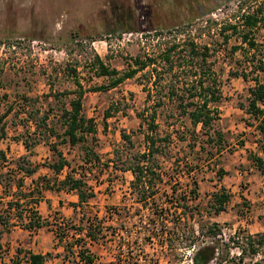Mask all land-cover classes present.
Returning a JSON list of instances; mask_svg holds the SVG:
<instances>
[{
  "label": "rangeland",
  "instance_id": "1",
  "mask_svg": "<svg viewBox=\"0 0 264 264\" xmlns=\"http://www.w3.org/2000/svg\"><path fill=\"white\" fill-rule=\"evenodd\" d=\"M239 1L0 0V115L6 113L5 136L0 139L6 158L0 160V178L10 173V187L0 195V213L12 197L35 188L31 180L47 176L51 185L52 176L44 166L57 159L49 148L53 146L69 164L61 175L69 169L75 177L82 175L93 197L75 214L52 211L43 220L51 229H66L67 236H77L76 230L82 233L92 222L96 241L85 242L92 264H190L192 250L201 242L219 251L211 264H264V246L252 256H239V250L227 242L237 236L243 244L248 236L264 234V175L252 160L260 157L264 161L259 150L262 140L257 120L245 111L253 82L229 74L244 61L239 50L232 56L228 53L238 40L231 38L224 51L217 46L223 45L217 35L220 26L239 24V15L246 11L245 5L238 12ZM261 1L249 0V11ZM188 36L220 50L210 58L220 81V99L215 104L218 120L212 126L222 135L216 142L219 147L207 142L206 130L199 126L192 135L188 119L175 103L164 101L155 107L153 98L145 100L150 84L144 72L107 91H92L108 82L107 77L96 75L94 57L122 73L136 56L156 55L171 43L185 45ZM252 37L264 47V28L257 25ZM260 53L259 49L253 57L254 52H249L250 65L258 58L264 61ZM181 73L176 75L178 80L185 75ZM174 74L163 81L174 80ZM75 80L84 90L81 112L93 122L95 134L94 139L87 135L84 143L71 147L61 143L60 116L68 109ZM152 110V135H167L168 140L158 142L164 153L155 157L161 182L152 201L144 206L130 193L132 175L125 169L146 149L144 137L149 133ZM121 134L128 139L122 140ZM22 141L30 146V154ZM85 151L93 152L94 164L83 163ZM21 157L36 172L16 190L15 183L21 178L13 172ZM219 189L229 201L224 211L214 214L212 194ZM209 228L218 234L208 235ZM226 242L227 253L222 252ZM55 245L67 247L63 263L73 264L74 242L64 239Z\"/></svg>",
  "mask_w": 264,
  "mask_h": 264
},
{
  "label": "trees",
  "instance_id": "2",
  "mask_svg": "<svg viewBox=\"0 0 264 264\" xmlns=\"http://www.w3.org/2000/svg\"><path fill=\"white\" fill-rule=\"evenodd\" d=\"M245 5L246 11L242 12L238 17L239 24L225 22V24L220 26L217 35L223 45L217 46H223L222 50L224 51L231 38L234 37L238 40L237 45L230 46L228 53L232 56L239 50L241 56L244 57V61L237 64L239 70L236 69V71L229 74L233 77H239L243 81L250 80L253 82V86L248 88V104L245 111L258 122L256 127L261 134L262 140L259 150L264 157V110L262 109V107H264V61L258 58L256 63L250 65L248 57L250 51L254 52V54H252L254 57L255 52L259 51V49L262 50L260 56L264 55V47L256 43L254 37H252L253 28L257 25L264 28V2L261 1L257 3V5H254L249 11V0H241L237 8L238 12L241 11ZM235 16L237 15H234L232 18H237ZM204 28L206 31L210 29L209 26ZM205 30L202 31V33H198L196 37L200 38ZM183 42L185 45L171 43L156 55L144 53L142 57L136 56L132 59V65H127V69L122 73L114 69H108L97 57H94L93 66L96 70V75L107 77L108 82L106 86L93 88L92 91H107L116 87L124 80L132 78L137 73L144 72L143 75L146 76V83L150 84L149 88H145V100L153 98V106L155 107L161 106L164 101L172 104L175 103L179 112L188 119L192 128L190 133L194 135L196 126H199V129L203 132L206 130L207 142L211 144V146H214L216 142L222 140L221 133L212 129V126L218 120L215 104L220 99V81L212 69L213 61H211L210 58L215 56L220 50L217 51V48H214L212 45H207V43H196L193 37L190 36ZM181 72H184L185 75L183 74L181 79L178 80L176 75L182 74ZM71 73L74 74V70H71ZM171 73H176L174 74V80L164 82L163 78ZM249 74L253 75L250 79ZM163 82L164 85H162ZM73 86L74 90L71 93L73 97L67 102L68 109H64L60 116L63 126L61 143H66L71 147L84 143L87 135H90L91 139H94L93 136L95 134L93 122L91 119L85 118L81 112V101L84 90L76 80L73 81ZM151 93H153V96ZM154 112L155 111L152 110L148 116L147 130L149 133L144 137L146 143L145 151L136 157L133 165L125 169V171H129L132 175L130 193L134 196L136 203L144 206L152 201L151 198L157 193L158 183L161 182L160 174L156 171L157 165L155 157L157 155L163 156L164 153H162L158 142H166L168 140L167 135L162 138L158 137L157 134L152 135V132L155 130V125H153ZM5 116L6 113L0 115V139H3L5 136L3 129V119ZM107 117L108 114L105 113L104 120ZM45 119L46 118L43 117L40 120L41 124H44ZM38 126L39 124H35L36 128H38ZM211 129L213 130L212 133H208ZM49 132L51 133V130H49ZM121 139L127 140L128 138L124 134H121ZM21 145L24 150L27 151V154H30V146L27 145L25 141H22ZM216 146L219 147L221 145L217 144ZM49 148L56 154L57 158L56 161L47 163L44 166L53 176L51 178V185L50 182L46 180V177H39L38 181L34 182L35 188L33 190L22 193L17 197H12L10 201H7L5 203L6 210L4 209L2 213H0V233L6 230L7 218L12 215L9 214L10 212H8V210L15 211L12 215L15 218V223L25 230L32 231L38 228L48 227L46 221L40 219L39 215L32 210V204L36 203V198H33V196H39V191H37L38 187L42 190L54 192H58L59 190L74 192L77 196V202L73 205L74 207L86 205L87 201L93 197L83 180V176L77 175V177H75L72 169H69L61 179L57 178L64 168L69 167V164L53 146ZM4 159V153L0 150V160L3 161ZM18 160L20 163L13 173H19L21 179H17L18 181L15 183L16 190L23 187L24 178L30 177L35 172V168L29 166L28 161L24 157ZM94 160L96 161V157L93 152L85 151L83 163L91 165L94 164ZM252 160L256 164L258 172L264 175V161L260 157H253ZM147 163L150 165L148 166ZM8 175H10V173L6 171L4 180L0 178L1 195H5L7 189L10 187V178ZM228 201L229 196L223 189H219V191L213 193L211 205L213 213L218 214L224 211ZM23 216L28 218L26 222L22 221ZM90 226H93L92 222L88 223V227H86L82 233H80L81 229H78L76 230L77 236L72 234L69 237L66 235V229L62 230L58 227L54 230V236L57 241L60 242L68 238V241L74 242V246L77 249L75 255L81 264H92L94 260L93 256L88 253L85 248L86 241H96L95 230H91ZM207 230L209 232L208 235L212 234L213 237L218 234L216 229V231H212L211 228ZM233 238L234 236L232 238L229 237L227 242H232L234 248L239 250V256H243L244 254L252 256L260 247L264 246V234H256L254 237L248 236L243 244H239L237 236H235V239ZM227 242L223 243L225 248L222 252L225 251V253H227ZM191 244L193 245L192 242ZM66 248L65 246V249ZM20 252L21 251L18 250L15 251L16 255ZM218 254L219 251H217V247L201 242L198 246L193 248L190 264H211ZM47 256L48 254L35 255L30 252H24L19 259L15 256L16 260H14L12 264H43ZM215 264L219 263L216 262Z\"/></svg>",
  "mask_w": 264,
  "mask_h": 264
},
{
  "label": "crops",
  "instance_id": "3",
  "mask_svg": "<svg viewBox=\"0 0 264 264\" xmlns=\"http://www.w3.org/2000/svg\"><path fill=\"white\" fill-rule=\"evenodd\" d=\"M45 169L47 170L48 173H50L47 168ZM34 173L32 175H34ZM32 175L30 176L31 178ZM63 175L60 174L57 178L61 179ZM50 176H52L51 173ZM44 177H46L47 179V176ZM36 181H38V179ZM30 182H33L34 184L35 181L31 180ZM31 190H32L31 188L27 189L26 192ZM37 191H39V196L38 195H37L38 197L33 196V198H36V203L32 204V210L37 211V214L41 217L40 219H43L44 218L43 216L50 214L52 211H55L57 213H62L64 215H66L68 212H73L75 214L83 206V205L75 206V207L73 206L77 202V196L74 192H65L62 190H59L58 192H54L49 190H42L40 187L37 188ZM47 193L49 194V196L46 195ZM50 194L51 195L53 194L55 200H52L53 198ZM0 195H1V188H0ZM1 200L2 197L0 201ZM12 215L7 218L6 230H3L0 233V264H8L7 262L12 264V262L16 260L15 256H17L19 259L21 258L24 252H30L35 255L48 254L43 264H64L63 260H65V254H66L65 248L64 246L55 245L57 242H59L54 236L55 229H51L48 226V227L38 228L32 231L25 230L19 227L15 223V218ZM64 218L65 220H67V217ZM62 219L63 218H60L59 220ZM27 220L28 218L26 216L22 217L23 222H26ZM66 239L68 241V238ZM63 241L64 239L61 240L60 243ZM16 250L21 252L18 255H16L15 253ZM76 252H74L73 256H71V258L73 259L72 262L73 264H81V262L78 261V258L75 255Z\"/></svg>",
  "mask_w": 264,
  "mask_h": 264
}]
</instances>
